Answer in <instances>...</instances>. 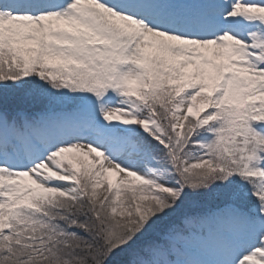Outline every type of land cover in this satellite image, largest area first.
Masks as SVG:
<instances>
[{
    "label": "snow or ice",
    "instance_id": "snow-or-ice-1",
    "mask_svg": "<svg viewBox=\"0 0 264 264\" xmlns=\"http://www.w3.org/2000/svg\"><path fill=\"white\" fill-rule=\"evenodd\" d=\"M0 264H264V0H0Z\"/></svg>",
    "mask_w": 264,
    "mask_h": 264
}]
</instances>
